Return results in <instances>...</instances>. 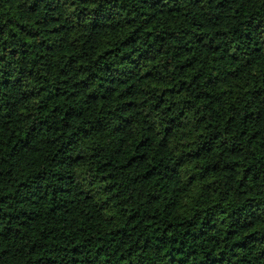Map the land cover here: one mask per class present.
<instances>
[{
    "label": "trees",
    "instance_id": "trees-1",
    "mask_svg": "<svg viewBox=\"0 0 264 264\" xmlns=\"http://www.w3.org/2000/svg\"><path fill=\"white\" fill-rule=\"evenodd\" d=\"M0 264H264V0H0Z\"/></svg>",
    "mask_w": 264,
    "mask_h": 264
}]
</instances>
